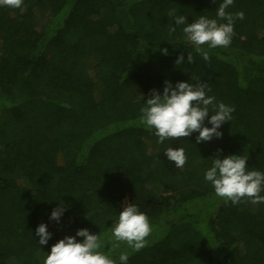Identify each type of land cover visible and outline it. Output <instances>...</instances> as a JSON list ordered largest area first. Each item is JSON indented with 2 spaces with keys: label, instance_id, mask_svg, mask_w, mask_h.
<instances>
[{
  "label": "trees",
  "instance_id": "obj_1",
  "mask_svg": "<svg viewBox=\"0 0 264 264\" xmlns=\"http://www.w3.org/2000/svg\"><path fill=\"white\" fill-rule=\"evenodd\" d=\"M222 2L0 7V264H43L53 244L82 228L116 264L125 252L127 264H264V203H226L205 180L218 151L264 172V0H234L226 11L244 19L228 47L203 46L208 61L187 43L186 25L168 17L175 9L187 23L217 18ZM165 81L207 82L215 103L234 107L222 138L196 144V132L159 143L139 119ZM169 147L184 148L183 168L165 156ZM126 197L151 224L140 251L111 232ZM60 206V220L50 219ZM41 223L52 233L46 245L36 236Z\"/></svg>",
  "mask_w": 264,
  "mask_h": 264
},
{
  "label": "clouds",
  "instance_id": "obj_2",
  "mask_svg": "<svg viewBox=\"0 0 264 264\" xmlns=\"http://www.w3.org/2000/svg\"><path fill=\"white\" fill-rule=\"evenodd\" d=\"M234 0H223L216 13L217 18L200 16L191 23L187 17L176 15L172 9L168 17L175 20V25H186L183 33L187 43L194 46L195 51L205 61L210 59L209 49L217 47L226 48L231 44L234 33V23L237 19H244V12L229 13L226 9ZM23 0H0V7L21 8ZM226 21V22H219ZM171 32L176 28L171 27ZM163 54H168V49H162ZM185 57L180 54L176 64L183 63ZM188 62H194L193 55L188 52ZM211 91L209 83L178 81L173 86L171 81H165L161 94L153 89L145 106L141 108L139 123L149 130H154L158 142L166 139L188 138L198 132L196 144L222 138L219 130L223 123L232 120L234 107L224 102L215 103V97L207 95ZM210 108L213 114L210 115ZM211 124V127L207 125ZM165 156L177 168H183L187 161L184 148L169 147ZM205 180L214 188L215 195L223 198L225 202L239 204L242 200H250L252 204L264 203V172L248 170L247 159L243 155H228L220 157L219 151L212 158V166L205 172ZM64 207L54 209L50 219L59 221ZM111 232L115 240L124 242L133 251H140L147 245V237L151 233V224L147 215L141 212L137 205L127 203L120 211L118 220L112 224ZM39 244L46 245L52 236L47 225L41 223L36 229ZM84 237L78 241L76 237ZM102 247L100 236L93 234L87 228L79 229L75 236H66L53 244L51 251L43 260V264H116L108 255L100 251ZM129 255L125 252L119 257L120 264H127Z\"/></svg>",
  "mask_w": 264,
  "mask_h": 264
},
{
  "label": "rangeland",
  "instance_id": "obj_3",
  "mask_svg": "<svg viewBox=\"0 0 264 264\" xmlns=\"http://www.w3.org/2000/svg\"><path fill=\"white\" fill-rule=\"evenodd\" d=\"M129 197H126V199L124 200V204H123V207L125 206L126 202L129 203Z\"/></svg>",
  "mask_w": 264,
  "mask_h": 264
}]
</instances>
